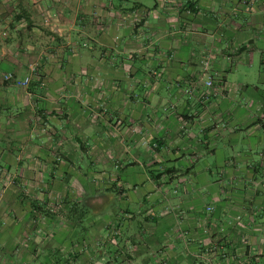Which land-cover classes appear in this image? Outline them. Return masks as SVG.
I'll use <instances>...</instances> for the list:
<instances>
[{
    "label": "crops",
    "instance_id": "obj_1",
    "mask_svg": "<svg viewBox=\"0 0 264 264\" xmlns=\"http://www.w3.org/2000/svg\"><path fill=\"white\" fill-rule=\"evenodd\" d=\"M98 262L264 264V0H0V264Z\"/></svg>",
    "mask_w": 264,
    "mask_h": 264
},
{
    "label": "rangeland",
    "instance_id": "obj_2",
    "mask_svg": "<svg viewBox=\"0 0 264 264\" xmlns=\"http://www.w3.org/2000/svg\"><path fill=\"white\" fill-rule=\"evenodd\" d=\"M140 3H142V5H149V3L152 2V0H138ZM242 58H246L245 55L242 56ZM209 59V58H208ZM208 59L207 58H202L201 61L199 62V65L201 67L204 66V62H207V65H208ZM241 59H239L238 61H234L231 66V70L228 71L226 73V79H227V82H228V85H238L242 82H245L247 83V85H255V83L257 84L258 80H259V75L257 73V69H256V66H257V60H256V57L255 56H252L251 58V64H248L246 63L245 61L244 62H240ZM233 67V68H232ZM35 70V66H33V68L31 69L30 71V75L31 73H33ZM4 75V74H3ZM12 76V74H11ZM209 78V77H208ZM211 80V78H210ZM120 80L119 79H116L115 80V83L112 85L113 86V90H115L116 92H118L121 96L123 95V90L121 89V82H119ZM28 82H29V75H28ZM28 84V83H27ZM259 87V85H257ZM197 87L196 83L193 84V85H188L186 86L185 88H183L181 91L184 93V94H191L193 92V90H195ZM212 87V81H211V85L209 87H206V88H211ZM119 89V90H118ZM220 95L223 96L220 92ZM218 104V103H216ZM213 109V108H212ZM101 114V118L104 119V121L108 120V115H107V112H106V109L104 106H102V108L99 110V112ZM113 124L115 125V129H117L118 126L122 125V119L118 116L117 119H114V122ZM100 173V171H99ZM213 176L215 179H214V186L216 187V191L217 192H220L224 195V198L230 200L231 199V190L228 189V186L225 185V183L223 182L222 179H220V175H219V171L217 170H213ZM181 176V175H180ZM184 176V175H183ZM184 177H186V181H184L183 185H181V187L183 188V192H185L186 194L188 193V191L190 190L191 188V183H194L193 182V177L192 175L188 174V175H185ZM189 182V183H187ZM161 193L165 196L166 194H168V189L166 190V184L165 182L161 183ZM236 184V182L234 183ZM176 185H172V188H171V191L173 190V188H175ZM235 186V185H234ZM193 187V186H192ZM194 187L196 188L197 186L194 185ZM211 188L213 189L212 185H211ZM170 192V191H169ZM240 194H236L237 197L239 196H243L245 198H248L247 195L245 193H242V191H238ZM184 193V194H185ZM69 202V201H68ZM68 202H50L51 205L50 206H47L44 211L45 212H58V208L60 209H63L65 208L66 212H68ZM67 203V204H65ZM104 203V202H103ZM102 203V204H103ZM240 203V202H239ZM59 204V205H58ZM106 204V203H105ZM104 204V205H105ZM235 204L237 203H233V206H235ZM60 206V207H59ZM204 207V210L205 212H217L215 211V207H214V204L210 203H206L203 205ZM239 207L241 208V211L238 210ZM192 208L189 207V206H185V205H182V207H177L175 208L176 212H187L188 210H191ZM161 211L160 212H165V208H162L160 209ZM256 212V209L254 208H251L250 207V202H241V204L239 205L238 204V208H234V207H231L230 211L228 212ZM147 212H152V210H148ZM175 212V211H173Z\"/></svg>",
    "mask_w": 264,
    "mask_h": 264
},
{
    "label": "built area",
    "instance_id": "obj_3",
    "mask_svg": "<svg viewBox=\"0 0 264 264\" xmlns=\"http://www.w3.org/2000/svg\"><path fill=\"white\" fill-rule=\"evenodd\" d=\"M203 64H204L203 69L205 70V68L207 66V62H204ZM3 80H6V81L11 80L18 86H26L28 83V75L23 77L21 80H16L13 76H11V74L7 73V74L3 75ZM202 83L205 87H209L211 85V80H210V78H207Z\"/></svg>",
    "mask_w": 264,
    "mask_h": 264
},
{
    "label": "trees",
    "instance_id": "obj_4",
    "mask_svg": "<svg viewBox=\"0 0 264 264\" xmlns=\"http://www.w3.org/2000/svg\"><path fill=\"white\" fill-rule=\"evenodd\" d=\"M175 171H176L175 168L167 167L163 171H160V172H157V173H153V172L148 171V174H149L150 178L157 179L163 173L169 174V173H172V172H175ZM68 212H84V211H83V209L81 207H78L76 204H71L70 207L68 208Z\"/></svg>",
    "mask_w": 264,
    "mask_h": 264
},
{
    "label": "water",
    "instance_id": "obj_5",
    "mask_svg": "<svg viewBox=\"0 0 264 264\" xmlns=\"http://www.w3.org/2000/svg\"><path fill=\"white\" fill-rule=\"evenodd\" d=\"M98 264H100V263L98 262Z\"/></svg>",
    "mask_w": 264,
    "mask_h": 264
}]
</instances>
